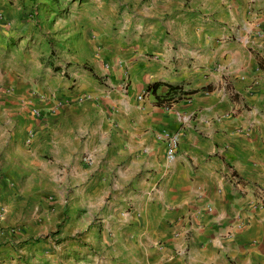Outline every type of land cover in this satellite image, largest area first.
<instances>
[{"label":"crops","instance_id":"1","mask_svg":"<svg viewBox=\"0 0 264 264\" xmlns=\"http://www.w3.org/2000/svg\"><path fill=\"white\" fill-rule=\"evenodd\" d=\"M148 9L124 18L129 46L100 51L94 70L55 88L67 94L60 106L59 97L34 100L48 109L34 143L66 165L90 142L153 170L145 209L160 230L141 242L144 264H264V0H154ZM163 130L180 133L175 159Z\"/></svg>","mask_w":264,"mask_h":264},{"label":"rangeland","instance_id":"2","mask_svg":"<svg viewBox=\"0 0 264 264\" xmlns=\"http://www.w3.org/2000/svg\"><path fill=\"white\" fill-rule=\"evenodd\" d=\"M152 1L0 0V264L145 263L141 242L160 230L145 209L153 170L90 142L79 162L69 158L66 165L49 146L23 136L35 137L48 113L34 100L59 97L60 106L67 94L56 95L66 79L94 70L100 51L129 46L124 18L130 8L149 11ZM89 44L94 50L76 61ZM55 171L58 180L49 176Z\"/></svg>","mask_w":264,"mask_h":264},{"label":"built area","instance_id":"3","mask_svg":"<svg viewBox=\"0 0 264 264\" xmlns=\"http://www.w3.org/2000/svg\"><path fill=\"white\" fill-rule=\"evenodd\" d=\"M126 85H128V81H125ZM142 93L139 95L140 98H143L144 95L146 94ZM35 112L38 114H41L40 109H35ZM34 136V132L30 131L28 141H32ZM158 137L165 142L166 144V149H167V155L170 159H175L176 156L179 154V148H180V141H181V136L179 132H171L168 130H163L158 132ZM209 210H213V206L209 205L208 207Z\"/></svg>","mask_w":264,"mask_h":264},{"label":"trees","instance_id":"4","mask_svg":"<svg viewBox=\"0 0 264 264\" xmlns=\"http://www.w3.org/2000/svg\"><path fill=\"white\" fill-rule=\"evenodd\" d=\"M47 6H48V10H49L50 8H54L55 7V3L51 2V3L47 4Z\"/></svg>","mask_w":264,"mask_h":264}]
</instances>
